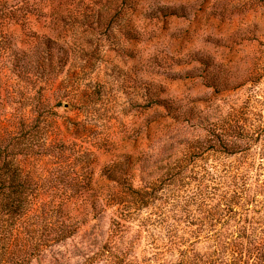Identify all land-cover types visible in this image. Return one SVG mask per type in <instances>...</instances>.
<instances>
[{
	"label": "rangeland",
	"instance_id": "obj_1",
	"mask_svg": "<svg viewBox=\"0 0 264 264\" xmlns=\"http://www.w3.org/2000/svg\"><path fill=\"white\" fill-rule=\"evenodd\" d=\"M5 10L1 142L58 117L0 264H264V0Z\"/></svg>",
	"mask_w": 264,
	"mask_h": 264
},
{
	"label": "trees",
	"instance_id": "obj_2",
	"mask_svg": "<svg viewBox=\"0 0 264 264\" xmlns=\"http://www.w3.org/2000/svg\"><path fill=\"white\" fill-rule=\"evenodd\" d=\"M5 11L8 14L1 11L0 19L3 15H11L10 11ZM32 115L30 111L25 113V119H31L30 122H21L18 131L10 135L6 145V140L1 142L5 136H0V217L6 219L9 227L25 215L32 195L28 187L29 177L21 167L20 158L38 157L44 151H50L48 147H44V142H41V134L48 132L54 119L58 117L57 112L49 108H43L37 116Z\"/></svg>",
	"mask_w": 264,
	"mask_h": 264
}]
</instances>
